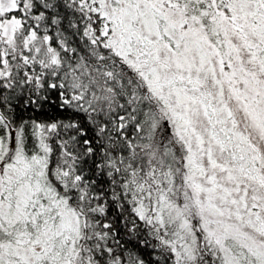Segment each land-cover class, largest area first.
<instances>
[{
    "label": "snow or ice",
    "instance_id": "1",
    "mask_svg": "<svg viewBox=\"0 0 264 264\" xmlns=\"http://www.w3.org/2000/svg\"><path fill=\"white\" fill-rule=\"evenodd\" d=\"M0 264H264V0H0Z\"/></svg>",
    "mask_w": 264,
    "mask_h": 264
},
{
    "label": "trees",
    "instance_id": "2",
    "mask_svg": "<svg viewBox=\"0 0 264 264\" xmlns=\"http://www.w3.org/2000/svg\"><path fill=\"white\" fill-rule=\"evenodd\" d=\"M25 115H28L27 113H25Z\"/></svg>",
    "mask_w": 264,
    "mask_h": 264
}]
</instances>
